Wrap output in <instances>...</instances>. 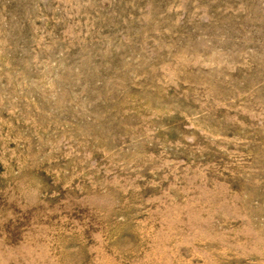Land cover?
<instances>
[{
    "label": "rangeland",
    "instance_id": "rangeland-1",
    "mask_svg": "<svg viewBox=\"0 0 264 264\" xmlns=\"http://www.w3.org/2000/svg\"><path fill=\"white\" fill-rule=\"evenodd\" d=\"M0 264H264V0H0Z\"/></svg>",
    "mask_w": 264,
    "mask_h": 264
}]
</instances>
